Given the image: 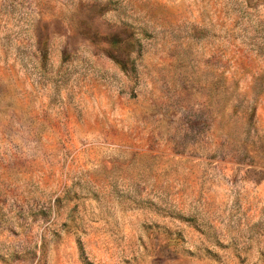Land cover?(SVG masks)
<instances>
[{
	"label": "rangeland",
	"instance_id": "1",
	"mask_svg": "<svg viewBox=\"0 0 264 264\" xmlns=\"http://www.w3.org/2000/svg\"><path fill=\"white\" fill-rule=\"evenodd\" d=\"M0 264H264V0H0Z\"/></svg>",
	"mask_w": 264,
	"mask_h": 264
},
{
	"label": "trees",
	"instance_id": "2",
	"mask_svg": "<svg viewBox=\"0 0 264 264\" xmlns=\"http://www.w3.org/2000/svg\"><path fill=\"white\" fill-rule=\"evenodd\" d=\"M248 151V150H247Z\"/></svg>",
	"mask_w": 264,
	"mask_h": 264
}]
</instances>
